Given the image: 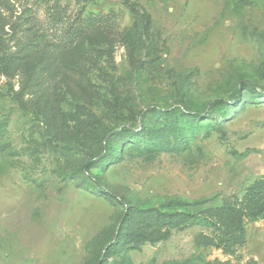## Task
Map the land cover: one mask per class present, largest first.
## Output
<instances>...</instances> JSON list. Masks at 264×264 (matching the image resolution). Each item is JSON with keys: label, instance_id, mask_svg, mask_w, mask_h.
<instances>
[{"label": "rangeland", "instance_id": "rangeland-1", "mask_svg": "<svg viewBox=\"0 0 264 264\" xmlns=\"http://www.w3.org/2000/svg\"><path fill=\"white\" fill-rule=\"evenodd\" d=\"M59 4L103 19L56 60V120L24 109L17 78L0 76V264H264V217L246 222L236 255L201 218L110 248L127 206L204 201L183 207L194 210L264 178V0ZM213 100L224 105L211 113ZM125 126L139 136L95 165Z\"/></svg>", "mask_w": 264, "mask_h": 264}, {"label": "trees", "instance_id": "trees-1", "mask_svg": "<svg viewBox=\"0 0 264 264\" xmlns=\"http://www.w3.org/2000/svg\"><path fill=\"white\" fill-rule=\"evenodd\" d=\"M38 10L42 11L44 20L38 16ZM102 19L103 16L91 15L72 18L64 13L59 0H0V76H5L10 83L17 78L19 88L14 92L15 98L24 109H28L24 102L30 100L47 121L56 120L55 95L51 88L62 70L56 60L63 50L79 43L83 35ZM223 105L222 100H213L210 112L221 110ZM158 112L166 114L170 110ZM191 116L197 121L201 114L193 112ZM142 130L145 131L146 127L140 125ZM122 136L136 138L139 133L125 126L115 133L112 141L105 139L103 154L95 165H105L115 158L113 145L120 146ZM105 154L107 157L102 162ZM203 203L170 199L165 209L127 206L110 248L119 251L129 243L158 240L169 229L183 226L194 218H201L208 225L215 247L221 249L223 254L236 255L237 248L246 241V222L264 217V178L254 179L246 186L241 197L230 195L222 197L217 205L200 206L194 210L183 209ZM119 264L132 263L127 260ZM179 264L199 263L185 260ZM204 264L234 263L230 259L215 258ZM245 264H256V261L249 258Z\"/></svg>", "mask_w": 264, "mask_h": 264}]
</instances>
